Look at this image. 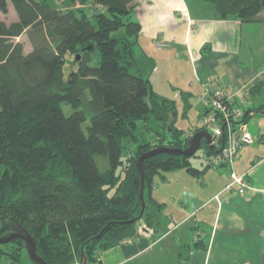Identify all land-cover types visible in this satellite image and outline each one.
<instances>
[{"label": "trees", "instance_id": "16d2710c", "mask_svg": "<svg viewBox=\"0 0 264 264\" xmlns=\"http://www.w3.org/2000/svg\"><path fill=\"white\" fill-rule=\"evenodd\" d=\"M205 1L223 20H251L264 10V0ZM94 2L90 12L63 9L55 0H0L1 13L12 5L18 17L0 20V237L25 228L48 264H98L103 251L139 238L143 225L162 235L155 178L178 170L200 178L209 169L169 153L145 160V211L134 221L142 210L137 159L158 147L186 149L192 136L176 125L177 102L154 89L146 59L135 55L138 0ZM24 34L30 51L18 41ZM140 122L146 132L156 131L152 124L164 128L160 144L141 137ZM125 138L136 144L127 154ZM201 148L216 152L205 140ZM97 155L108 160L104 170ZM4 258L36 264L22 240L0 244Z\"/></svg>", "mask_w": 264, "mask_h": 264}, {"label": "crops", "instance_id": "0c3cea01", "mask_svg": "<svg viewBox=\"0 0 264 264\" xmlns=\"http://www.w3.org/2000/svg\"><path fill=\"white\" fill-rule=\"evenodd\" d=\"M134 19L142 27L135 55L146 59L154 89L177 109L194 108V100L200 108L186 138L200 127L206 109L199 96L213 79L248 109L245 123L255 139L240 151L235 171L251 189L245 195L237 187L226 190L230 181L218 184L211 168L203 175L208 181L186 170L190 179L178 173L183 170L159 174L153 196L164 208L152 212L163 234L144 226L139 238L103 251L98 264H264V88L255 98L251 91L264 84V10L251 20H223L205 0H138ZM164 82L172 87L167 92L158 88ZM171 191L180 200L190 192L194 201L167 203ZM201 232L203 241L194 243Z\"/></svg>", "mask_w": 264, "mask_h": 264}, {"label": "built area", "instance_id": "2783aa9c", "mask_svg": "<svg viewBox=\"0 0 264 264\" xmlns=\"http://www.w3.org/2000/svg\"><path fill=\"white\" fill-rule=\"evenodd\" d=\"M165 46L163 43L158 44L159 49ZM199 102L207 111L200 121L199 128L207 132L212 131L211 145L216 150L215 153L205 154L206 166L228 167L230 182L226 190H234L237 187L239 194L245 195L251 189L249 181L245 174H238L235 171V161L240 151L252 141V135L245 123V115L236 108L234 97L220 85L217 79L209 81L204 87ZM204 237L203 232L194 235L193 242H202Z\"/></svg>", "mask_w": 264, "mask_h": 264}, {"label": "rangeland", "instance_id": "374dc122", "mask_svg": "<svg viewBox=\"0 0 264 264\" xmlns=\"http://www.w3.org/2000/svg\"><path fill=\"white\" fill-rule=\"evenodd\" d=\"M94 1L95 0H88L87 5L83 6L80 3H78V4L72 3L71 4L70 0H55L57 5L63 9L68 10V9L87 7V10H89L90 12L93 11L92 9L96 8ZM0 20L5 21L7 24H10V23L18 20L17 14H16L15 10L13 9L12 5H10L9 12L7 14H3L0 12ZM18 41H21L25 45L26 51L31 50L32 44H31L30 39H29L27 34H24L20 38H18ZM95 57L96 58L99 57L98 51L95 52ZM95 64H96V61H95ZM158 84H159L158 88L160 89L159 91H162V92H167L172 88L170 85L165 84V82L164 83H158ZM254 96L255 95H252V98H255ZM192 103L194 104V108L191 107L187 112H185L184 106L178 107V109H177V123H176V125L184 132L185 135H187L190 132L192 126H194L195 124H197L199 122L198 118L201 115L200 108L197 105L196 100H194ZM62 107L67 114H71L72 109L69 105L63 103ZM236 108L243 111L244 115H245L246 111L248 110V109H244L245 107H242V108L236 107ZM88 125H89V122H86L84 124V130L85 131H86V128ZM142 125H143V123L140 122L139 123V129H138V133L141 135V137H144L146 140L156 139L157 143L160 144L161 143L160 138L162 136H164V134H165L164 128L163 127L161 128V127L156 126L155 124H152L153 128L156 131H159V134H161V136H159V134L156 131H148V132L144 131L142 128ZM209 132L212 134L211 130H209ZM252 139L253 140L255 139L254 134H252ZM123 144L126 146L125 147L126 149H124V154H127L128 150H135L136 149V144L130 138H125L123 140ZM208 146H210V145H208ZM96 160L99 164V167L102 170H104L108 166V160L105 156L97 155ZM191 163H192L193 167L200 169V170H202L206 167V155H205L204 148H200L197 151V153L191 158ZM211 170H212L213 174L217 175L216 177H217V183L218 184H223V183L225 184L226 182L230 181V176H229L230 175V169L228 167L222 168V167H218V166H212ZM178 173H182V175H184V177L186 179H190V176L184 170L180 171ZM210 174H211V172H210ZM203 179H205V181L206 180L208 181V178L207 177L204 178L203 176H201V178L199 180L202 181ZM182 181L183 182H181V183L176 182L173 184L175 186H178V185L184 183V179ZM193 184H194V182H193ZM179 192H182V191L179 190L177 193H179ZM177 193L175 191H171L169 193V196H168V198H170V199H166L165 202L168 203L171 200H173L174 202H177V203H181V202L184 203V201H189V202L194 201L190 192H185L184 199H182V200L178 199ZM142 227H144V225ZM80 263H82V262H79V261L77 262V264H80ZM0 264H11V262L8 259L4 258L0 262Z\"/></svg>", "mask_w": 264, "mask_h": 264}, {"label": "water", "instance_id": "95a60500", "mask_svg": "<svg viewBox=\"0 0 264 264\" xmlns=\"http://www.w3.org/2000/svg\"><path fill=\"white\" fill-rule=\"evenodd\" d=\"M203 140H205L206 143L211 146L210 147L211 150H214V147L211 145L213 141L211 133L202 130V131H198L191 137L189 146L186 149L158 147L156 149H153L151 151L142 154L137 159V169L139 171L141 178L140 199L142 201V210L140 215L136 219H134V221L140 220L145 211L144 191L146 188V180H145L146 176L144 170V161L161 153H169L175 155H182L185 157H193L197 153V151L201 148ZM15 240H22L25 243L28 255L34 263L48 264L37 254L36 243L32 238V236L30 235V233L25 228L23 227L17 228L15 232L0 237V244L4 245ZM82 263L87 264V259H83Z\"/></svg>", "mask_w": 264, "mask_h": 264}]
</instances>
